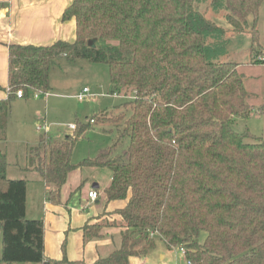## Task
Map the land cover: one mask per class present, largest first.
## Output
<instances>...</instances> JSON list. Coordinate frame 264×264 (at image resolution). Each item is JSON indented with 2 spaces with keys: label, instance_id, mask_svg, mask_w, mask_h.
<instances>
[{
  "label": "trees",
  "instance_id": "16d2710c",
  "mask_svg": "<svg viewBox=\"0 0 264 264\" xmlns=\"http://www.w3.org/2000/svg\"><path fill=\"white\" fill-rule=\"evenodd\" d=\"M199 0H73L63 20L75 18L76 39L50 45L9 46V95L0 102V140L17 91L49 92L51 68L62 58H84L109 66L113 93L134 94L132 114L121 139L95 157L72 162L86 130L53 140L47 133L29 148V166L50 185L59 203L61 188L75 168H109L108 200L127 199L120 245L93 263L50 258L45 222L28 218L27 183L7 176L0 150V230L7 264H131L157 246H183L191 264H264V139L246 141L232 126L251 116L249 92L239 63L221 59L225 29L198 8ZM264 0H210L225 10L232 34H259ZM255 21L249 24V16ZM92 40V44H89ZM108 41L99 43V41ZM264 54V52H263ZM125 90V91H124ZM101 119L112 120L102 113ZM116 223H87L85 238L104 236ZM152 231H157L151 236ZM203 233L204 240L201 239ZM137 247H140L137 249Z\"/></svg>",
  "mask_w": 264,
  "mask_h": 264
},
{
  "label": "rangeland",
  "instance_id": "374dc122",
  "mask_svg": "<svg viewBox=\"0 0 264 264\" xmlns=\"http://www.w3.org/2000/svg\"><path fill=\"white\" fill-rule=\"evenodd\" d=\"M198 8L226 30L223 35L224 53L221 59L239 63L238 68L244 74L245 85L249 92L247 102L250 106L251 116L248 118L235 117L232 121L233 128L241 133L246 132L245 139L248 142H256L255 137L264 139V61L262 60L264 57V2L258 13L259 34L255 40L249 30L232 34L231 25L226 17L227 12L210 7V0H199ZM248 20L252 25L255 17L250 15ZM106 42L108 41H99V43ZM50 81L51 96L47 97L44 91L34 90L30 91L27 101L21 100L13 103L14 111L9 115L7 122L8 141L4 142L3 149L7 145L11 151L19 154L25 150L26 144L29 147L38 145L40 136L44 134V131H38L36 128L39 121H45L49 125L48 135L53 140L73 134L75 129L68 128L70 123L87 125L86 130L74 146L73 163H78L84 158L95 157L101 149L112 146L119 139H121V143L118 149L127 145L129 139L121 138L126 122L125 120L121 121L120 115H122L121 112H124L125 118L131 116L132 107L126 103L134 98V94L127 96L123 91L119 94L113 93L107 64L94 63L84 58L76 59L73 62L62 58L52 66ZM84 87H89L95 95L80 101L76 95ZM35 94L39 96L35 97ZM35 113L39 114V118L36 116L34 121L29 115H35ZM102 113H105L107 117L116 118L115 122L110 119H101ZM91 119H94L95 122L91 123ZM81 169L88 184L94 176L101 175L108 178L112 173L109 168L84 167ZM120 221L121 218L117 222L120 223ZM112 234L115 244L114 247H110L111 251L107 249L108 252L105 253V256L120 245L121 233L113 231ZM0 238H3L2 230H0ZM204 238L205 234L203 233L201 239L204 240ZM155 239L157 246L148 254L149 260L147 261V257L143 256L133 257L131 264L140 261L143 264H188L186 257L180 254L178 247L168 248L165 241L159 236H155ZM139 248L137 247V249ZM162 254L165 256L164 258L161 257ZM0 264H7L2 260V257H0ZM15 264L40 263L21 262Z\"/></svg>",
  "mask_w": 264,
  "mask_h": 264
},
{
  "label": "crops",
  "instance_id": "0c3cea01",
  "mask_svg": "<svg viewBox=\"0 0 264 264\" xmlns=\"http://www.w3.org/2000/svg\"><path fill=\"white\" fill-rule=\"evenodd\" d=\"M72 2L73 0H0V102L6 100L9 95V46L11 44L50 45L58 40L73 42L77 36L76 20L75 18L63 20V13ZM45 93L47 97L51 96L50 92ZM38 96L35 94V97ZM27 98L29 95L17 96L13 103L27 101ZM13 103L9 115L14 111ZM36 116L39 118L38 113L29 115L34 121ZM49 131L46 133L48 134ZM61 139L63 138L57 140ZM5 141H8V134L5 140H0V150L6 153L8 160L7 176L13 179L24 178L28 181L27 217L44 219L46 255L54 259L66 256L71 260H84L87 263H93L100 256H105L115 244L113 231L121 233L124 229L117 222L121 216L116 211L123 208L128 201L127 199L108 200L105 189L112 180V173L108 178L101 175L94 176L88 184L81 168L71 170L61 188V201L54 203L48 198L50 185L29 166L28 144L25 150L18 154L11 151L7 145L3 149ZM90 190L98 191L99 196L95 201L89 198ZM102 220L116 223L115 227L109 226L104 229L102 237L85 238L84 226ZM1 248L3 249L2 238H0V257H2ZM161 257L165 256L162 254ZM132 259L133 257L130 259L131 263Z\"/></svg>",
  "mask_w": 264,
  "mask_h": 264
},
{
  "label": "built area",
  "instance_id": "2783aa9c",
  "mask_svg": "<svg viewBox=\"0 0 264 264\" xmlns=\"http://www.w3.org/2000/svg\"><path fill=\"white\" fill-rule=\"evenodd\" d=\"M262 60L264 61V57L262 58ZM16 94H17L18 97H23V90H22V89H19V90L17 91ZM115 94H116V93H115ZM37 95H38V94H36V96H37ZM94 95H95V93H93L89 87H84V88L82 89V91H80V92L76 95V97H77L80 101H82V100H85V99H87L88 97H92V96H94ZM90 122L93 123V122H95V120H94V119H91ZM68 126H69V128H71V129H76L77 124L70 123ZM37 130H38V131H44V133H46V132L49 130L48 124L45 123V122H39V123L37 124ZM98 196H99V195H98V191H97V190H90V191H89V198H90L92 201H95V200L98 198ZM156 233H158V232H157V231H152V232H151V236H154ZM178 248H179L180 254H182V255L185 256V254H186V250H185V248H184L183 246H180V247H178ZM188 264H191L190 261H188Z\"/></svg>",
  "mask_w": 264,
  "mask_h": 264
},
{
  "label": "water",
  "instance_id": "95a60500",
  "mask_svg": "<svg viewBox=\"0 0 264 264\" xmlns=\"http://www.w3.org/2000/svg\"><path fill=\"white\" fill-rule=\"evenodd\" d=\"M89 44H92V40H89Z\"/></svg>",
  "mask_w": 264,
  "mask_h": 264
}]
</instances>
